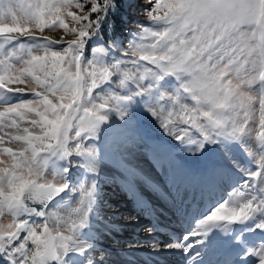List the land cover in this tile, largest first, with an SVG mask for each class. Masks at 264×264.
Masks as SVG:
<instances>
[{
    "label": "snow or ice",
    "instance_id": "snow-or-ice-1",
    "mask_svg": "<svg viewBox=\"0 0 264 264\" xmlns=\"http://www.w3.org/2000/svg\"><path fill=\"white\" fill-rule=\"evenodd\" d=\"M125 9L143 19L122 31ZM105 185L179 222L200 211L153 254L264 264V0H0V264H148L101 245L120 225L92 234Z\"/></svg>",
    "mask_w": 264,
    "mask_h": 264
},
{
    "label": "bare ground",
    "instance_id": "bare-ground-1",
    "mask_svg": "<svg viewBox=\"0 0 264 264\" xmlns=\"http://www.w3.org/2000/svg\"><path fill=\"white\" fill-rule=\"evenodd\" d=\"M59 33L51 34L54 38ZM183 158V157H181ZM195 157H187L184 156V165L187 168H190L192 171H202L203 165L201 163V159L199 161L192 160ZM247 179V177L241 172H235L232 185L239 186L243 181ZM103 190V196L100 203V212L103 215L104 220L107 223H101L100 221H94V230L93 235L96 234L97 231L106 232L107 228L111 224H118L122 227V231L114 232L108 236L107 239L101 241V245H107L111 247H116V245L112 244L113 237L115 240L119 241V247L130 250L136 251L139 249L138 255L143 256L144 253H149V256H144V260L148 261V264H184L186 259L182 252H172V253H161V254H153L150 252V246L153 242H160L161 244L171 242V236H161L163 238H159L155 231L148 232L146 235H140L139 233L143 230H140V227L144 224L145 221L141 220L140 212H148L150 214L153 213V209H145L142 207L133 197L128 200L120 201L118 199V195L120 190H113L111 194L107 192V195ZM227 191H231V188H227L226 191L219 192L216 195V199L220 200L222 198H227L226 193ZM110 195V196H108ZM103 201H107L111 207L104 206ZM117 201H119V205H123L121 211H114L112 210L114 206H116ZM154 203L159 204V201H154ZM135 208L137 210H135ZM161 209L163 212L161 213ZM155 213L153 214L157 216V220L159 223H164L172 228V239H176L175 235L178 234L179 237L177 239L183 238V235L186 232L192 231L196 227L197 220L201 217L200 211L193 212L192 214L186 216L183 222L177 221V218L171 213L170 209L166 208L163 205H160V208L155 209ZM114 216V217H113ZM171 216V217H170ZM111 217V220L108 221V218ZM118 217H123L124 220H119ZM170 217V220H169ZM131 218V219H130ZM184 222L188 223L186 225H182ZM132 231H130V229ZM158 229V228H157ZM134 230L136 232H134ZM251 234L250 232H248ZM167 234V232H166ZM160 236V235H159ZM182 240V239H180ZM147 242V246L143 247L141 243ZM151 257V258H150ZM138 263L143 264L139 259L137 260Z\"/></svg>",
    "mask_w": 264,
    "mask_h": 264
},
{
    "label": "rangeland",
    "instance_id": "rangeland-1",
    "mask_svg": "<svg viewBox=\"0 0 264 264\" xmlns=\"http://www.w3.org/2000/svg\"><path fill=\"white\" fill-rule=\"evenodd\" d=\"M125 14H124V16H126L127 17V20H128V22H129V25L131 24V23H133V24H131L130 26L131 27H133V28H135L136 27V25H135V23L134 22H138L140 19H143V17H140L139 15H138V12H139V9L136 11V12H133V11H131V10H128V9H125ZM51 34H55V33H51ZM50 34V35H51ZM60 34V33H59ZM136 115H137V118L139 119V121L141 122V124L147 129V130H149L151 133H152V135H154V136H156V137H158V138H160L161 140H167L168 138L164 135V133H163V131L159 128V126L156 124V122L153 120V118L150 116V115H148L146 112H143L140 108H138L137 109V112H136ZM179 156H180V158L181 157H183V158H181L182 160H183V162L185 161L184 160V156H185V158H187V157H190L189 155H187V154H185V153H179ZM242 162H244V163H246L247 164V162H245V161H243V158L240 156V157H238ZM192 160H195V161H199L200 159H197V158H192ZM247 166L249 167V168H253L254 166L253 165H251V164H247ZM242 173V172H241ZM79 175H80V173H79V171L78 170H73V173H72V177H71V179H72V181L73 182H76L77 181V179L79 178ZM106 187H109V188H106ZM105 189L104 190H106L107 189V192H109L110 194H111V192H113V190H116L114 187H112L111 185H105V187H104ZM107 192H105V194L107 195ZM108 196H110V195H108ZM131 199V197H130V195L128 194V193H126V192H119V195H118V199L120 200V201H122V200H124V199ZM123 208V205H119V201H117V203H116V206H114V208L112 209V210H114V211H121V209ZM142 214H143V221L144 220H146V222L142 225V229L143 228H145V227H147V228H145V229H141L140 228V230H142L139 234L140 235H146L149 231H148V228H152V226L150 225L151 223H150V216H148V214L146 215V212H142ZM114 217V216H113ZM171 217V216H170ZM170 217H169V220H170ZM118 219L119 220H124V218L123 217H118ZM8 222H10V221H8V220H5L4 221V223L6 224V223H8ZM130 229V228H129ZM130 231H132L131 229H130ZM144 233H146V234H144ZM162 236L163 235H165V233H160ZM159 238H163V237H161V236H159V235H157ZM143 243H145V246H147L146 244H148L147 242H143ZM143 243H141V244H143ZM145 246H143V247H145ZM142 263H143V260H140ZM138 264V263H137Z\"/></svg>",
    "mask_w": 264,
    "mask_h": 264
},
{
    "label": "trees",
    "instance_id": "trees-1",
    "mask_svg": "<svg viewBox=\"0 0 264 264\" xmlns=\"http://www.w3.org/2000/svg\"><path fill=\"white\" fill-rule=\"evenodd\" d=\"M125 11V10H124ZM122 12V15H124L125 14V12ZM127 27V25H124L123 23H121V29H122V31H126L125 30V28Z\"/></svg>",
    "mask_w": 264,
    "mask_h": 264
}]
</instances>
